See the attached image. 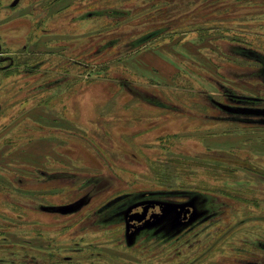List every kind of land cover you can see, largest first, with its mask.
Returning <instances> with one entry per match:
<instances>
[{"label": "rangeland", "instance_id": "rangeland-1", "mask_svg": "<svg viewBox=\"0 0 264 264\" xmlns=\"http://www.w3.org/2000/svg\"><path fill=\"white\" fill-rule=\"evenodd\" d=\"M13 1L0 264H264V0Z\"/></svg>", "mask_w": 264, "mask_h": 264}, {"label": "flooded vegetation", "instance_id": "flooded-vegetation-1", "mask_svg": "<svg viewBox=\"0 0 264 264\" xmlns=\"http://www.w3.org/2000/svg\"><path fill=\"white\" fill-rule=\"evenodd\" d=\"M254 101V102H253ZM252 103L258 105L262 100H253ZM159 207L156 201L142 202L139 206L131 208L126 212V220L135 225H143L153 219V216L158 213ZM193 209L190 206H184L180 213V219L186 221L192 215ZM131 218V219H130Z\"/></svg>", "mask_w": 264, "mask_h": 264}, {"label": "water", "instance_id": "water-1", "mask_svg": "<svg viewBox=\"0 0 264 264\" xmlns=\"http://www.w3.org/2000/svg\"><path fill=\"white\" fill-rule=\"evenodd\" d=\"M17 2H18V0H14V1L12 2V5H15ZM130 219H131V218H130Z\"/></svg>", "mask_w": 264, "mask_h": 264}, {"label": "trees", "instance_id": "trees-1", "mask_svg": "<svg viewBox=\"0 0 264 264\" xmlns=\"http://www.w3.org/2000/svg\"><path fill=\"white\" fill-rule=\"evenodd\" d=\"M258 100V99H257Z\"/></svg>", "mask_w": 264, "mask_h": 264}]
</instances>
